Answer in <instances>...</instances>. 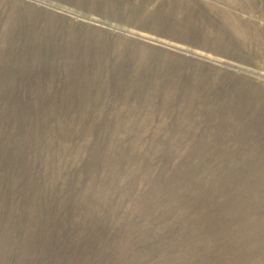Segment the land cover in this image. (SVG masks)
<instances>
[{
  "label": "rangeland",
  "instance_id": "obj_1",
  "mask_svg": "<svg viewBox=\"0 0 264 264\" xmlns=\"http://www.w3.org/2000/svg\"><path fill=\"white\" fill-rule=\"evenodd\" d=\"M0 264H264V0H0Z\"/></svg>",
  "mask_w": 264,
  "mask_h": 264
},
{
  "label": "water",
  "instance_id": "obj_2",
  "mask_svg": "<svg viewBox=\"0 0 264 264\" xmlns=\"http://www.w3.org/2000/svg\"><path fill=\"white\" fill-rule=\"evenodd\" d=\"M123 31H125V30H123ZM160 44H161V43H160ZM162 45L168 46V45H166V44H162ZM169 47H170V46H169ZM172 48H174V47H172ZM175 49H178V50H180V51H184V52H187V53H191V52H189V51H186V50H183V49H180V48H175ZM191 54H193V53H191ZM212 61H215V60H212ZM215 62H218V61H215ZM221 64H223V65H228V64H226V63H221ZM234 68L239 69L238 67H234Z\"/></svg>",
  "mask_w": 264,
  "mask_h": 264
}]
</instances>
